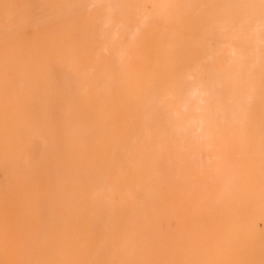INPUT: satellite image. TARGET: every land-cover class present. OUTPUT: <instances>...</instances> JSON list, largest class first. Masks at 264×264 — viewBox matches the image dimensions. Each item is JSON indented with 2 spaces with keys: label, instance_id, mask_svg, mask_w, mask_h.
Masks as SVG:
<instances>
[{
  "label": "bare ground",
  "instance_id": "1",
  "mask_svg": "<svg viewBox=\"0 0 264 264\" xmlns=\"http://www.w3.org/2000/svg\"><path fill=\"white\" fill-rule=\"evenodd\" d=\"M15 1L0 0L7 6ZM20 1L29 7V0ZM30 24L45 27L42 40L28 42L22 26L0 28V179L15 184L36 164L37 151L44 153L45 169L40 186L20 187L8 203L0 199V264H27L29 249L36 264H48L50 252L56 264H89L92 255L107 256L100 222L104 202H94L106 184L117 192L113 198L135 188L153 208L165 199L180 207L194 193L188 179L162 182L154 165L165 145L196 153V137H202L199 146L213 144L217 111L228 118L229 133L241 138L234 147L225 145L235 149V183L257 186L258 198L264 199V0H44ZM64 47L79 71L73 84L58 81L43 67L60 60ZM24 49L27 61L19 57ZM27 64L36 65L34 75L27 73ZM155 64L160 76L151 75ZM111 73L125 83L124 91L109 83ZM96 79L107 86L114 109L100 111L75 97L90 96ZM32 93L40 117H52L60 134L52 137L34 125L23 160L17 121ZM74 160L81 162L75 184L87 198L75 202L77 214L93 215L87 242L67 220L51 219L45 192ZM217 215L210 213L214 229ZM232 228L222 231L225 251H239L245 264H264V218L239 227L245 231L241 239L239 229ZM46 231L54 235L49 242L43 240ZM178 259L210 264L199 249H182Z\"/></svg>",
  "mask_w": 264,
  "mask_h": 264
},
{
  "label": "rangeland",
  "instance_id": "2",
  "mask_svg": "<svg viewBox=\"0 0 264 264\" xmlns=\"http://www.w3.org/2000/svg\"><path fill=\"white\" fill-rule=\"evenodd\" d=\"M43 2L44 0H29V7H25L20 0L8 6V3L0 2V28L18 30L22 26L25 27L24 37L28 42L36 39L42 40L47 30L45 27L33 26L30 24V19L38 16ZM2 47L3 41L0 38V55ZM21 51L23 52L19 55L20 59L27 61V50ZM215 58L214 55L209 59ZM47 66L60 82L73 84L78 80L79 71L70 62V53L65 47L63 57L60 60H50L44 63L43 67ZM158 68V64H155L151 75L160 76L162 71ZM83 69H85L84 66ZM26 71L34 75L37 71L36 65L27 64ZM108 80L121 92L126 88L125 83L120 81L116 73H111ZM92 88L93 90L88 92L90 96L79 93L75 97L80 101L84 98L86 101L90 100V104L100 111L115 108L113 97L105 83L96 79ZM30 95L31 99L22 111V118L17 121V127L23 133L19 147L23 160L28 156L30 130L34 125H41L52 137L60 134V129L52 121V117H40L38 114L35 108L37 94ZM199 106L203 108L204 103L200 102ZM217 113L219 115L214 121L217 126L213 144L199 146L202 137H196L194 141L198 149L196 153L178 145H165L154 165V170L162 182L173 183L179 176H185L188 179L187 182L194 193L192 192L191 199L184 198L179 209L174 208L173 204L166 199L158 207L153 208L146 200L140 198L135 188H131L123 196L119 195L122 196L121 198H113L117 192L109 184L96 193L94 202H104L100 222L106 231L103 249L107 256L92 255L88 259L89 264H180L178 258L182 249L187 252L199 249L202 257L210 264H245V257L239 251H225L223 248L225 238L222 231L226 226L239 229L236 234L241 239L245 235V231H240L241 228L258 218H264V199L258 198L257 186L244 189L235 183V149H228L225 145L234 147V144L239 143L241 138L239 135L232 136L229 133L228 118L221 115L219 111ZM76 141L80 146L83 145V136L80 133L77 134ZM81 149L78 150L77 157L82 153L83 149ZM34 160L36 164L27 169L26 174L15 184L5 177L0 179V199L8 203L11 199H15L20 187L28 189L34 185H41L39 174L45 169L44 153L37 151ZM80 174L81 162L79 160L69 162L64 167L62 177L50 183L45 192L50 203L51 219L54 222L61 219L67 220L80 231L83 240L87 242L93 236H91L93 215L77 214L78 207L75 202H85L87 199L81 195L79 187L75 184ZM213 210L218 211L217 229H214L210 217ZM254 233L258 234L257 231ZM42 236L43 240L49 242L54 235L46 231ZM126 250L132 251V255L126 253ZM28 255L27 264H36L32 258L31 249ZM57 262L55 255L48 253V264ZM256 264H263V260H259Z\"/></svg>",
  "mask_w": 264,
  "mask_h": 264
}]
</instances>
